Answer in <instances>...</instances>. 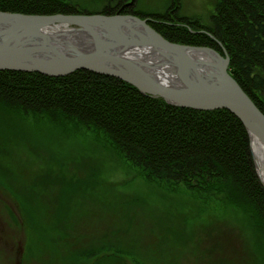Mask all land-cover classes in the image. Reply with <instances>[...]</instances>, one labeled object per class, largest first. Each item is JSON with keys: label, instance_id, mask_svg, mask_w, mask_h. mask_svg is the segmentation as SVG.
Instances as JSON below:
<instances>
[{"label": "rangeland", "instance_id": "374dc122", "mask_svg": "<svg viewBox=\"0 0 264 264\" xmlns=\"http://www.w3.org/2000/svg\"><path fill=\"white\" fill-rule=\"evenodd\" d=\"M172 1L131 7L162 14ZM217 2L180 0V13L206 24ZM82 3L99 15L108 0ZM10 116L0 113V264H264V237L236 209L135 178L83 127Z\"/></svg>", "mask_w": 264, "mask_h": 264}, {"label": "trees", "instance_id": "16d2710c", "mask_svg": "<svg viewBox=\"0 0 264 264\" xmlns=\"http://www.w3.org/2000/svg\"><path fill=\"white\" fill-rule=\"evenodd\" d=\"M127 1L108 0L103 10L91 13L136 15L148 19L173 43L227 54L231 76L264 113V0H218L206 24L182 15L180 0H173L162 14L132 7L121 10ZM84 4L82 0H0V11L77 15L85 12ZM0 113L30 116L70 131L83 127L104 142L135 178L182 193L203 209L209 208V198L215 199L230 207L227 212L236 209L264 237V186L250 135L242 120L226 109L177 107L142 94L121 79L87 70L63 77L0 71ZM228 242L233 254V242ZM104 258L119 259L113 254Z\"/></svg>", "mask_w": 264, "mask_h": 264}, {"label": "water", "instance_id": "95a60500", "mask_svg": "<svg viewBox=\"0 0 264 264\" xmlns=\"http://www.w3.org/2000/svg\"><path fill=\"white\" fill-rule=\"evenodd\" d=\"M133 2L131 0L129 4ZM101 18H117L127 23L125 27L115 28L114 31L105 30L100 25ZM56 23H64L72 29H86L94 40V47L70 59L62 58L48 47L47 43L50 42L42 34V28ZM140 42L154 46L168 57L181 80L180 86L147 79L121 56V53ZM187 50L205 52L214 57V60L211 63L199 62L188 55ZM0 54L8 56L5 61H0V71L63 77L75 71L87 70L121 79L136 87L142 94L162 98L177 107L202 111L226 109L242 120L250 137L252 132L259 134L264 143V113L231 76L230 57L208 47L173 43L152 28L147 19L122 15L120 12L107 16L27 15L0 11ZM15 56L19 58H14ZM206 66L212 68L213 73L199 70Z\"/></svg>", "mask_w": 264, "mask_h": 264}, {"label": "bare ground", "instance_id": "6f19581e", "mask_svg": "<svg viewBox=\"0 0 264 264\" xmlns=\"http://www.w3.org/2000/svg\"><path fill=\"white\" fill-rule=\"evenodd\" d=\"M99 22H101L100 25L103 29L111 31H114L115 28H123L127 23V21L117 18L110 20L101 18L99 19ZM65 25L66 24L64 23H56L42 28L43 37H46V40L48 39L50 42V44L47 43L48 47L59 54V56L70 59L78 53L86 52L94 47V40L91 38L86 29H72V27ZM187 54L202 63H211L214 60V57L211 55H207V53L198 50H187ZM121 56L134 65L138 71L149 80H153L156 83L168 84L170 86L181 85V80L177 76L176 71L171 65L168 57L163 52H159L158 49L146 42H140L130 47L126 52L121 53ZM7 57L8 56L0 54V61H5ZM14 58L19 57L15 56ZM199 70L208 74L209 72L207 71H210L211 73L214 71L208 66H206L205 69L199 68ZM250 141L252 142V152L256 171L260 181L263 182L264 185L263 138L259 134L256 135L252 132Z\"/></svg>", "mask_w": 264, "mask_h": 264}, {"label": "flooded vegetation", "instance_id": "af4514ba", "mask_svg": "<svg viewBox=\"0 0 264 264\" xmlns=\"http://www.w3.org/2000/svg\"><path fill=\"white\" fill-rule=\"evenodd\" d=\"M132 6V4H129V3H125V5H124V7L121 9V10H123L124 8H127V7H131ZM120 13H121V11H119Z\"/></svg>", "mask_w": 264, "mask_h": 264}]
</instances>
